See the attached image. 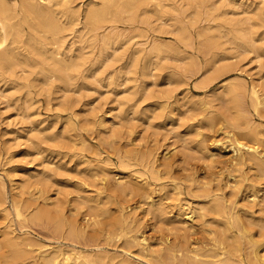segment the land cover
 <instances>
[{"label":"rangeland","instance_id":"374dc122","mask_svg":"<svg viewBox=\"0 0 264 264\" xmlns=\"http://www.w3.org/2000/svg\"><path fill=\"white\" fill-rule=\"evenodd\" d=\"M87 1L74 0V3L83 12ZM225 1L211 0L214 6L211 14L204 9L190 13L185 0H176L175 4L181 10L178 17L186 22L191 21L186 36H179L170 27L161 32L140 20L116 22L113 30L122 35L136 36L132 41L114 45L111 51L115 50L113 52L119 58L100 57L99 42H86L82 49L85 68L74 77L67 89L54 78L50 84H46L37 67L31 72L19 70L17 80L21 84L18 86L6 89V84L1 86L5 90L0 93V198H4L0 203V232L9 223L15 231H21V223L12 209L13 198H23L25 201L29 196L28 191L35 192L40 188L41 192L30 196L32 201L42 202L41 198L46 192L52 198H67L73 202L74 197L79 195L78 191L83 189L82 193L101 196L112 212L117 206H126L137 230L155 248L161 246L166 237L183 252L209 244L211 235L205 230L208 223L201 225L198 222L192 229H182L178 223L169 224L153 217L146 210L147 193L142 184L131 183L137 175L147 178L159 193L169 196L165 202L174 203L169 207L173 211L176 209L173 183L180 190L177 193L179 197L194 202H201L206 193L214 191L219 194L224 192L229 197L232 183L227 182L224 191L217 189L230 178L228 147L210 160L196 146L202 141L211 147L214 139L226 144L230 137L226 131H238V128L227 124V119L233 114L232 108L223 100L216 99L208 88L242 80L246 85L256 83L264 90V56H256L252 51L230 49V44L225 42L226 50L234 54L229 60V70L205 86H200V76L196 70L204 65L214 48L212 39L208 40L209 44L202 42L204 38L198 36L197 31L213 25V33H210L215 36L212 38L224 40V37L218 36L219 29L230 26L229 18L248 24L258 18L257 11L264 9V0H255L249 7L252 10L248 12L242 6H232ZM220 9L226 12L218 15ZM108 28H100V32ZM262 30L263 27H258L256 34H261ZM67 39L69 46L71 36L68 35ZM154 40L174 45L182 58L168 55L160 59L157 65L147 64L144 67V52L133 54V49L140 45L148 48ZM258 43L264 45V39ZM78 45L75 42L72 46L76 52L79 51ZM133 57L137 58L134 68L131 66ZM144 71L146 74H143ZM173 74L182 80L169 79ZM23 83H29V87ZM4 93L8 96H4ZM190 99L209 100V112L218 110L222 119L208 122L203 113L187 108ZM120 100L123 102L120 103ZM159 103L166 104L165 108H159ZM245 106H248L247 100ZM169 112H172V121L169 120ZM103 116L109 118V129L106 131L98 125L99 118ZM249 116L254 124L264 125V107L257 111L250 107ZM146 154L158 157L162 164L153 168L143 158ZM96 167L106 170L104 180L102 174H93ZM45 169L51 174L43 172ZM244 192L245 189L238 196ZM86 211L85 206L79 207L74 216L81 221ZM98 218L101 222L88 226L87 236L84 237L94 236L102 241L106 231H116L107 214H101ZM22 224H25L22 229L27 230L33 238L53 242L57 239L83 242L82 238L63 237L45 216L29 219ZM238 238L243 253L247 252L251 248L248 237L241 234ZM133 257L135 264H148L139 255ZM29 260L31 258L27 257L19 264ZM2 262L6 263L1 258L0 264Z\"/></svg>","mask_w":264,"mask_h":264},{"label":"bare ground","instance_id":"6f19581e","mask_svg":"<svg viewBox=\"0 0 264 264\" xmlns=\"http://www.w3.org/2000/svg\"><path fill=\"white\" fill-rule=\"evenodd\" d=\"M175 2L176 0H88L82 12L74 0H0V93L10 86L21 84L17 80L19 70L31 72L34 67L38 68L37 71L46 84H50V80L54 78L67 89L74 77L85 68L82 49L88 41L99 42L100 57L119 58L113 52L115 50L111 49L115 48V44L132 41L136 35L126 36L113 30L118 21L140 20L161 32L170 27L179 36H186L191 21L186 22L178 17L181 10ZM225 2L232 6H242L248 12L252 10L249 7H252L255 0ZM185 4L191 9L190 13L204 9L212 14L211 8H214L211 0H185ZM225 12L226 10L220 9L217 14ZM257 14L258 18L248 24L229 18L230 26L219 29L218 36L224 37V40L212 38L215 36L211 34L213 25L197 31V35L204 38L202 42L209 44L208 40L212 39L214 48L204 65L196 70L200 76V86H205L229 70V60L234 54L226 50L225 42L230 44V49L252 51L256 56H264V45L258 43L264 39V9L257 11ZM157 20L159 22L154 23ZM107 26V30L100 32V28L105 29ZM258 27H263L261 34H256ZM68 35L72 39L69 46ZM75 42L79 44L77 52L72 47ZM137 52H144V67L147 64L157 65L160 59L168 55L182 58L181 52L174 45L156 40L148 48L143 45L134 47L133 54ZM136 60V57L131 58L133 68L137 64ZM170 78L182 80L174 74ZM3 84L7 85L5 89L1 88ZM24 85L29 87V83ZM208 91L232 108L233 114L227 119V124L238 128V131H226L230 136L226 144L214 139L211 147L202 141L196 146L210 160L228 147L226 153H229L231 164L228 173L230 178L217 189L224 191L223 187L227 186V182L232 183L229 197L224 192L219 194L214 191L206 193L201 202H194L179 197L177 193L180 190L173 183V189H176V209L173 211L169 207L174 203L165 202L169 196L159 193L147 178L137 175L131 184H142L147 193L146 210L153 217L169 224L178 223L182 229H192L198 222L201 225L208 223L205 230L211 235L209 244L183 252L166 237L161 246L155 248L137 230L126 206H117L112 212V208L101 196L82 193L83 189L78 191L79 195L74 197L73 202L67 198H52L46 192L45 195L42 194V202L32 201L30 196L42 191L37 188L35 192L28 191L29 196L25 201L23 198L12 199V209L15 218L21 223V231H15L9 223L0 232V259L5 264H19L27 257L31 260L24 264H135L133 255H139L148 264H264V125L254 124L249 116L250 107L254 111L264 107V90L253 82L246 85L242 80H232L217 88H208ZM3 95L8 96L5 93ZM245 100L248 106H245ZM209 102L190 99L187 108L203 113L208 122L222 119L218 110L212 109L209 112ZM159 104V108L166 106ZM171 115L172 112H169V120L172 121ZM42 120L44 119L40 121ZM108 120L105 116L98 120V125L104 131L109 129ZM143 158L153 168L162 164L158 157L151 154H146ZM43 172L51 174L46 169ZM93 174H102V180L107 176L103 167L94 168ZM244 189L245 192L238 196ZM3 201L4 198H0V203ZM83 206L87 211L80 221L74 216V212ZM30 207L32 208L28 209ZM68 210L70 213H67ZM101 214L109 216L116 231H106L102 241L94 236L84 237L87 236L85 233L88 226L101 222L98 218ZM40 216H45L63 237L82 238L83 242L60 239L53 242L50 239L33 238L27 230L22 229L25 226L22 223ZM241 234H245L248 242L250 241L251 248L248 247L250 249L245 253L238 238ZM9 259L13 262H9Z\"/></svg>","mask_w":264,"mask_h":264}]
</instances>
